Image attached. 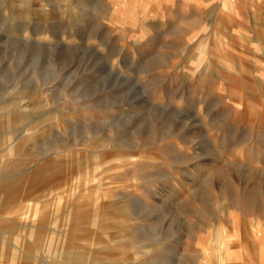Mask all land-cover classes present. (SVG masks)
<instances>
[{"label":"rangeland","instance_id":"rangeland-1","mask_svg":"<svg viewBox=\"0 0 264 264\" xmlns=\"http://www.w3.org/2000/svg\"><path fill=\"white\" fill-rule=\"evenodd\" d=\"M0 264H264V0H0Z\"/></svg>","mask_w":264,"mask_h":264}]
</instances>
